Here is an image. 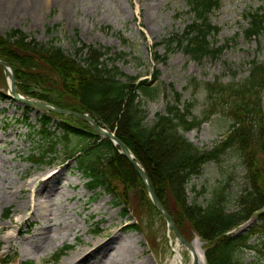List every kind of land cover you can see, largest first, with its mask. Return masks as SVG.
Returning a JSON list of instances; mask_svg holds the SVG:
<instances>
[{
    "label": "rangeland",
    "instance_id": "1",
    "mask_svg": "<svg viewBox=\"0 0 264 264\" xmlns=\"http://www.w3.org/2000/svg\"><path fill=\"white\" fill-rule=\"evenodd\" d=\"M1 5L2 33L17 28L42 41L56 38L71 54L75 53V44L108 47L111 52L126 55L116 61L125 73L149 81L157 74L153 83L156 95L141 96L146 124L152 125L157 114L174 100V93H181L183 102L193 103L192 116L207 118L199 128L185 133L205 149L224 139L234 122L222 110H228L229 103L210 109L206 83H241L248 77L253 58L264 61V36L250 40L243 34L248 25L244 14L258 8L264 10V0H221L220 8L210 13V19L220 27L215 40L227 42V48L217 59L206 57L202 61L191 59L175 44L167 53L166 40L182 34L192 21L188 0H3ZM9 92L8 79L0 72L1 254L13 258L17 252L12 264H167L179 245L186 264H192L191 251L178 241L162 216L147 207L141 211L135 207V212L125 215V202L116 200L104 187H90L79 160L68 157L83 144L78 137H70L67 146L60 143L46 163L33 162L31 152L44 142L34 131L40 128L39 112L43 110L30 107L29 119L24 121L27 104L3 95ZM24 93L23 97L36 99L35 91ZM261 100L264 111V92ZM51 132L59 133L56 124ZM118 169L134 185L128 188L130 201L141 195L145 204L146 193L134 168L124 163ZM52 174L57 178L54 175L49 183L58 180L57 186L38 194L36 204L32 194L40 186L39 181L28 190L16 191V186L25 181L30 184L36 176L48 179ZM245 176L237 149L230 147L219 161L208 162L189 181V201L206 205L220 191L232 211L247 187ZM36 206L45 208L44 213H37ZM137 224L141 229L132 227ZM251 224L245 222L234 232L248 229ZM33 229L35 243L29 248L32 252L28 259L23 260L21 247ZM194 237L200 238L192 233ZM200 241L204 251V241ZM250 244L254 247L239 252L240 264H264L257 236ZM65 245L73 247L56 260V253Z\"/></svg>",
    "mask_w": 264,
    "mask_h": 264
},
{
    "label": "trees",
    "instance_id": "2",
    "mask_svg": "<svg viewBox=\"0 0 264 264\" xmlns=\"http://www.w3.org/2000/svg\"><path fill=\"white\" fill-rule=\"evenodd\" d=\"M188 5L192 21L182 34H174L166 40L167 53L175 44L193 60L217 59L227 48V42L215 40L220 27L212 23L210 13L220 8L221 0H188ZM244 17L248 21L243 29L247 39L264 36L262 8L249 10ZM124 56L121 52H111L108 47L84 43L75 44V53L71 54L56 38L42 41L17 28L5 33L0 31V57L12 64L18 91L23 95L35 91L39 100L64 109L88 112L114 131L145 167L158 197L184 236L191 240L192 233H196L204 241L208 264H240L239 252L253 248L250 241L256 236L264 253V111L261 100L264 61L253 58L248 77L241 83L221 84L220 80L206 83L210 109L219 105L223 108L224 103H229L228 110H222L230 114L234 122L224 139L205 149L192 142L185 132L199 128L207 118L192 116L193 103L183 102L181 93L175 92L166 110L157 114L152 125L146 124L141 96L153 98L156 95L153 83L158 76L155 74L154 80L149 81L125 73L116 64ZM166 57L167 54L164 59ZM0 72L4 76L1 66ZM3 95L9 97L7 93ZM29 112L27 106L24 121L29 119ZM39 113L40 128L34 131L39 132L44 142L31 152L33 162L46 163L60 143L66 144L70 137H78L83 144L68 157L79 160L92 189L104 187L116 200L125 202V215L135 212V207L137 211L147 207L162 216L137 173V180L146 193V203H142L141 195H135L134 201H130L128 188L134 185L118 167L124 163L132 165L110 138L96 134L78 117L52 111ZM54 124L59 133L51 132ZM230 147L237 149L246 169L247 187L240 193L235 209H228L220 191L206 205L190 202L189 181L205 164L219 161ZM118 181L123 189L119 188ZM248 221L252 222L248 229L234 232ZM132 227L141 229L138 224ZM70 248L72 246H64L55 259L59 260ZM17 255L15 252L12 258L0 253V264L12 263Z\"/></svg>",
    "mask_w": 264,
    "mask_h": 264
},
{
    "label": "water",
    "instance_id": "3",
    "mask_svg": "<svg viewBox=\"0 0 264 264\" xmlns=\"http://www.w3.org/2000/svg\"><path fill=\"white\" fill-rule=\"evenodd\" d=\"M0 66L4 69L5 75L7 78L10 79L11 82V93L10 95L16 99V100H21L27 104H29L31 107L35 109H43V110H50L56 113H60L63 115H73L78 118L83 119L84 121L88 122L94 129V131L100 135H103L105 137H109L111 140H113L114 144L119 146L121 149V153L130 161L132 164L133 168L137 172V174L140 176V178L144 181L147 191L149 193V196L152 200V202L155 204V206L159 209V211L162 213V215L165 217V219L168 221L169 225L175 232L177 238L179 241L183 244V246H186L189 250L193 252V261L192 264H198L199 262V257L197 253L194 250V245L193 242H190L187 240V238L180 232L178 229L177 225L175 224L173 218L161 202L160 198L156 194L153 185L151 183L150 176L146 169L142 166V164L136 159L134 154L131 152V150L128 148V146L113 132L111 131L108 127H106L105 124H103L100 121H97L92 115L89 113L85 112H78V111H73L69 109H64L57 107L53 105L52 103L45 102V101H33L30 99H24L19 95L17 91V84H16V76L14 72V68L10 64L9 61H7L4 58L0 57Z\"/></svg>",
    "mask_w": 264,
    "mask_h": 264
},
{
    "label": "bare ground",
    "instance_id": "4",
    "mask_svg": "<svg viewBox=\"0 0 264 264\" xmlns=\"http://www.w3.org/2000/svg\"><path fill=\"white\" fill-rule=\"evenodd\" d=\"M2 2H3V0H0V6H2L1 5ZM54 175L55 174H52L51 177L48 178V179H43L41 175L36 176V177H34L31 180L30 184H28L27 181H25L20 186H16V191L23 192L25 190H28L29 188H31L32 186H34L37 181H39L40 182V186L38 188H35L34 189V193L32 194L33 195L32 201L36 204L38 194L39 195L40 194L42 195L45 192L53 191L55 189V187L57 186L58 180H53L51 183H49L53 179ZM56 178H57V176H56ZM47 183H49V184H47ZM27 202H29V200ZM39 208H40V206H38V207L36 206V208H35V209H37V213L38 212L39 213L40 212L41 213L42 212L44 213L45 208H43L41 210ZM34 213H35V211H33V215H34ZM37 225L39 226V224H37ZM41 229H44V228L41 226ZM29 231H31V229H29ZM44 232H46V230ZM35 234H36V231H35V229H33L32 230V233L29 234V236L27 238L25 237V239L23 241V245L21 247V259H23V260L28 259L30 253L32 252V250H31V252L29 251V248H30V246L31 247L34 246V243H35L34 242L35 241L34 240L35 239ZM193 244H194V250H195V252L199 256V264H207L206 263V259H205L204 255H203V250L201 249V241H200V238L199 237H196L195 240L193 241ZM27 247H28V249L26 251V248ZM63 264H69V263L68 262H64ZM167 264H186V262L184 261L183 250H182V248L179 245L175 247L174 256L171 259L168 260Z\"/></svg>",
    "mask_w": 264,
    "mask_h": 264
}]
</instances>
